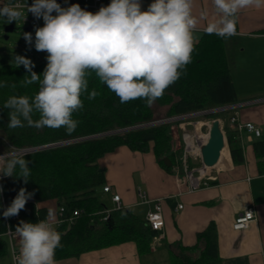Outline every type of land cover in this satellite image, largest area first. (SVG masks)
Returning <instances> with one entry per match:
<instances>
[{
    "label": "trees",
    "instance_id": "16d2710c",
    "mask_svg": "<svg viewBox=\"0 0 264 264\" xmlns=\"http://www.w3.org/2000/svg\"><path fill=\"white\" fill-rule=\"evenodd\" d=\"M32 3L33 0H24ZM77 0H57L58 3H70ZM109 4L111 0H102ZM47 60L35 64L32 71L42 74ZM28 74L23 65H0V81L9 86L0 88V152L14 149L38 148L57 143L70 142L43 150L25 154L29 161L31 175L25 184L22 178L7 177L1 181L0 190V256L6 254L7 244L5 220L2 216L3 203L11 205L10 191L17 195L21 188L32 193L37 203L56 200L66 208V218L77 210L79 214L72 223L64 221L56 229L61 233V247L56 249L55 260L76 258L82 253L134 242L139 255L150 250V241L155 234L143 221L129 209L120 208L110 211L107 220L106 206L98 193L105 186V171L98 161L106 154L124 146L130 150L148 151L151 149L157 163L169 173L181 165V151H171L170 127L167 124L112 133L116 130L149 124L157 118L154 109L143 99L121 104L119 98L93 73L88 77V91L96 90L95 99L89 100L88 93L83 94V108L73 114L78 127L72 133L65 128L45 127L38 129L25 126L9 128V109L3 107L5 101L13 95L34 96L39 84L24 87L22 81ZM43 77L41 76V79ZM15 85V87H11ZM155 103L166 108L164 118L184 115L190 112L210 110L237 103L235 89L225 53V38L204 32L195 44L192 62L186 66V75L169 86ZM213 116L212 118H216ZM37 113L33 119H38ZM26 123V122H25ZM226 146L233 162L242 161V149L233 132L224 129ZM258 159L259 173L264 174V139L252 143ZM180 152V153H179ZM169 158L170 166L164 164ZM189 167H193L191 162ZM19 169H17V172ZM182 174V170L179 171ZM45 208H39L40 217ZM197 242L185 252L198 253L196 258L174 256L173 264H218L217 230L210 223L196 235Z\"/></svg>",
    "mask_w": 264,
    "mask_h": 264
},
{
    "label": "clouds",
    "instance_id": "9594fccd",
    "mask_svg": "<svg viewBox=\"0 0 264 264\" xmlns=\"http://www.w3.org/2000/svg\"><path fill=\"white\" fill-rule=\"evenodd\" d=\"M212 3L218 19L207 25L206 32L221 38L237 34V14L241 9L264 6V0ZM25 7L44 21L35 30V49L48 53L47 64L43 73L37 74L32 71L35 65L30 59L15 56L16 64L23 65L28 73L22 85L38 83L39 90L31 97L13 95L5 101L3 107L10 110L7 126L63 127L69 134L78 127L73 114L83 108V94L88 93L89 100L97 96L95 89L88 91V77L93 73L121 104L143 99L151 106L162 97L169 86L186 75L197 43L193 33L207 15L201 12L198 18L193 14V0H153L147 10H142L140 0H111L95 13L79 4L62 7L57 0H33L31 5L10 0L0 7V18L5 24L25 20ZM24 38L32 43L31 33H24ZM7 86L0 81V88ZM37 113L39 118L33 119ZM28 163L23 153L5 151L0 155V175L15 174L26 184L31 175ZM31 196L21 188L3 216L18 215ZM54 221L55 214L49 209L45 219L21 221L16 226L19 252H14L15 264H56L61 233Z\"/></svg>",
    "mask_w": 264,
    "mask_h": 264
},
{
    "label": "crops",
    "instance_id": "0c3cea01",
    "mask_svg": "<svg viewBox=\"0 0 264 264\" xmlns=\"http://www.w3.org/2000/svg\"><path fill=\"white\" fill-rule=\"evenodd\" d=\"M3 1L6 0L0 3ZM140 2L142 10H147L153 0ZM103 5L107 6L104 2ZM201 12L207 15L200 19L193 33L196 41L206 32L207 25L218 19L212 0H193V14L199 18ZM236 33L225 38V53L237 103L245 104L222 113V120L224 129L233 132L238 140L242 161L233 162L226 146L209 186L187 192L182 174L163 169L151 149L142 152L122 146L106 154L98 161L105 171V185L111 189L98 193L108 195L112 207L106 210H113L115 204L111 196L117 194L121 208L129 209L144 223L153 202L162 199L164 226L150 236V250L146 254L139 255L136 244L128 241L88 251L76 258L56 260V264H173L174 256L185 257L186 254L196 258L198 253L189 254L185 248L193 247L197 233L210 223H214L217 230L218 264H264V174L259 173L252 146L254 141L264 139V6L241 9L237 14ZM251 100L258 101L247 104ZM232 115L240 122L254 123L261 129V135L256 137L244 130L230 129L227 120ZM139 192L149 203H143ZM61 205L56 200L37 203L31 197L18 213L19 220L9 221L8 227L15 230L21 221L35 223L45 219L49 209L53 210L56 221ZM177 205H181V209L176 210ZM41 207L45 208L44 218L38 212ZM246 209L253 210L255 220L244 230H234L235 218ZM55 221L54 226L58 227ZM4 239L7 251L0 256V264H13L5 234ZM16 241L19 249V236Z\"/></svg>",
    "mask_w": 264,
    "mask_h": 264
},
{
    "label": "built area",
    "instance_id": "2783aa9c",
    "mask_svg": "<svg viewBox=\"0 0 264 264\" xmlns=\"http://www.w3.org/2000/svg\"><path fill=\"white\" fill-rule=\"evenodd\" d=\"M10 0H6L0 3V7L4 6L5 4H8ZM11 2L15 3L17 0H11ZM20 3L22 4H28L31 5L32 3L25 2L24 0H19ZM62 7H67L70 6L71 4H79L82 9H92L98 11L100 7L104 6L102 0H77L75 2H70V3H59ZM24 15L26 16L25 20L22 19V21L27 25L31 27H37L38 26V19L34 17V15L31 12H27V8L25 7L23 9ZM264 100V98H263ZM258 100H251L248 101V103H254ZM244 103H235L232 105H228L225 107H220L221 111L224 113L230 108H235L239 107L240 105H243ZM213 112V110H202V111H196V112H190L184 115H179V116H173V117H167V118H162V119H157L149 124H145L142 126H137V127H131V128H124L122 130H116L114 132H109L107 134H112V133H122L128 130L132 129H137V128H142V127H147L149 125H162V124H167L169 125L171 131H170V136H171V151L172 152H177L181 151V157H180V162L181 165L177 166L176 171L178 174H180V170H182V176L183 178L182 181L187 187V192H194L202 188H206L209 186L211 180L213 179V174L214 170L216 169L218 163L220 162L221 156H219V159L214 167H208L203 165L201 167H189L188 163L191 160H195L196 157L200 155V149L203 145V139L204 137L208 136V130L209 126L207 125V132L204 133L202 131L203 125H205L203 122L198 121V118L205 116L206 114H209ZM219 121V127L220 130L223 134V139H224V147L221 150L224 151L226 148V140L224 136V122L222 119H218ZM228 126L230 129L233 131H241L244 130L249 134H253L256 137H259L261 135V129L256 126L252 122H240L238 117L236 115H232L228 118L227 120ZM80 141V139L73 140L70 142H76ZM70 142H64V143H57V144H52L49 146H42L38 148H20V149H14L15 151H19L21 153L28 154L34 151L38 150H43L47 149L50 147L54 146H60L63 144H67ZM220 152V155H221ZM4 153L0 152V155H3ZM4 177L0 175V190H1V181ZM103 192H110L111 189L109 186L105 185L103 188ZM139 198L143 201V203H149L148 200L145 198V196L139 192ZM112 202H114L115 206L113 210L120 209L121 208V202H120V196L117 194H112L111 196ZM181 205H177V209H181ZM7 208V206L3 203V209H2V216H3V211ZM112 210H106L105 211V217L103 220H107L108 214ZM66 208L64 206H60L58 209V216L55 221V224L59 226L62 224L64 221H67L69 223H72L74 218L79 214L77 210L72 212V215H70L68 218H66ZM5 224H6V232L5 235L8 238L9 241V248H10V254H11V260L12 263L15 264L14 260V252L18 254L19 249L16 244V239L18 235L16 234L15 230H11L8 227L9 221H17L19 220V215L11 216V217H4ZM255 220V216L253 213L252 209H246L244 210L241 214H239L233 223V229L234 230H244L246 229L250 222ZM144 224L146 227H148L151 231H154L155 233H158L162 230L164 226V220H163V215H162V199H156L153 202V205L151 208L148 209ZM157 237L155 236V240Z\"/></svg>",
    "mask_w": 264,
    "mask_h": 264
},
{
    "label": "rangeland",
    "instance_id": "374dc122",
    "mask_svg": "<svg viewBox=\"0 0 264 264\" xmlns=\"http://www.w3.org/2000/svg\"><path fill=\"white\" fill-rule=\"evenodd\" d=\"M43 22L44 21L42 18L39 19L38 27H42ZM8 25L13 26L14 29L10 32H7L6 33L7 38L4 39V35H5L3 32L4 26H8ZM26 27L27 25L22 21V19L17 22L13 21L12 23L5 24L4 19L0 18V65L2 64L17 65L15 62V56H24L30 59L34 65L40 63L41 61H45V59H47V55H48L47 52L37 51L35 49V38H34L35 30H32L31 32H26L25 31ZM24 33L32 34L31 44L26 42L24 38ZM151 106L154 109L155 117L157 119L164 118V112L166 108L157 106L155 102ZM210 110H213V112L198 118V121H201L205 124L202 127V131L204 133L207 132V125L209 121H212L214 119H223V114H222L223 112L221 111L220 107L213 108ZM213 116H217V117L212 118ZM169 130L171 131V129ZM171 146H172V142H171ZM177 157L180 158V155ZM190 162L193 166H196V167L202 166L200 155L196 157L195 160H191ZM99 199L106 206V208L112 207V204L110 203L107 194L100 193Z\"/></svg>",
    "mask_w": 264,
    "mask_h": 264
},
{
    "label": "water",
    "instance_id": "95a60500",
    "mask_svg": "<svg viewBox=\"0 0 264 264\" xmlns=\"http://www.w3.org/2000/svg\"><path fill=\"white\" fill-rule=\"evenodd\" d=\"M37 27L27 26L25 28L26 32H31L32 30H36ZM14 29L13 26H4V39L7 38L6 33L10 32ZM35 38V35H34ZM224 147V139L223 134L219 127L218 119H214L211 121L208 130V137L206 142L202 145L200 149V159L203 165L207 167H214L219 159L220 152ZM164 164L166 166H170L169 158L164 159ZM16 194L13 190L10 191V198L14 200Z\"/></svg>",
    "mask_w": 264,
    "mask_h": 264
},
{
    "label": "bare ground",
    "instance_id": "6f19581e",
    "mask_svg": "<svg viewBox=\"0 0 264 264\" xmlns=\"http://www.w3.org/2000/svg\"><path fill=\"white\" fill-rule=\"evenodd\" d=\"M210 124H211V121L208 122V126H210ZM207 137H208V136L204 137V139H203V144L206 142ZM225 149H226V148H225ZM222 153H223V151L221 152V155H222ZM221 155H220V156H221ZM222 157H223V156H222ZM222 157H221V158H222ZM224 160H225V159H224ZM207 168H208V167H207Z\"/></svg>",
    "mask_w": 264,
    "mask_h": 264
}]
</instances>
